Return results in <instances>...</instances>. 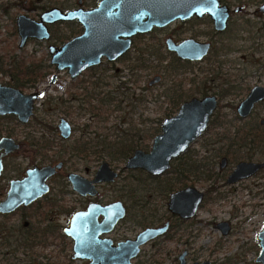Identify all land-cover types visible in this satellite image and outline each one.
I'll return each instance as SVG.
<instances>
[{
	"label": "flooded vegetation",
	"instance_id": "obj_1",
	"mask_svg": "<svg viewBox=\"0 0 264 264\" xmlns=\"http://www.w3.org/2000/svg\"><path fill=\"white\" fill-rule=\"evenodd\" d=\"M9 1L10 0H7L2 4L3 8H1V12L4 14H8L18 3L17 0H14L13 2ZM218 1L219 6L225 5L228 10L226 26L222 31L215 29L213 19L208 14L202 16L193 15L186 20H175L179 27L172 34L163 38L166 51H168L165 47L166 38H171L175 43H181L186 39H192L209 45L206 54L199 60H189L182 59L175 55V53L168 51V53L173 54L177 61H169L167 64L170 63V65H172V63H176L177 65H184V69L182 68V72H184L191 69L190 66L192 65L222 63L224 60L221 58L226 57L228 54L229 43L232 40H239L242 44L246 43L244 47L248 49L247 51L251 49L254 54L259 51L260 45L258 46V43L264 39V21L261 22L259 28L255 29L253 34L249 33L247 29L243 27L230 36L228 33L230 26L235 19L234 15L244 12V7L242 4L232 7L229 5L230 3L225 0ZM263 4L264 2L260 3L257 10L254 11L255 14L264 15V12L260 9V6ZM17 16L14 20L16 32ZM66 22L72 21H62L48 25L50 36L52 37L51 30L54 29L57 24H63ZM79 26L82 31L80 24ZM163 28H153L151 31H154L155 29L162 30ZM144 34L145 33L134 35L131 40V46L134 44L135 41L133 40L135 38L141 37ZM65 42H62L60 45H55L50 42L47 47L49 48L50 45L59 47ZM129 49L114 61H110L103 56L99 64L83 69L75 77L70 76L68 68L62 70L65 71L68 76V82L65 83V86H78L77 88L82 91V93L76 95L69 93V97L64 100V105H62V112L67 114L70 113L71 109L81 107L80 105H82V103L88 104L93 110L91 111L93 112L91 120L92 122L97 123L96 125L99 130L97 131V127L94 130H88L90 124H85L83 129L81 128V133L74 140H72L74 133L73 125L67 120V118L57 116V114H60L61 112L60 107L55 106V108L53 107L52 109L49 106H44L41 109L37 108L36 100L39 98L42 91L35 87L39 80L42 81L45 79V68L40 70L39 66H34L32 69H34L35 72H32L31 75H24L20 81L17 79V85L21 84L22 87H16V84L11 81L12 79H10L9 76L6 82L0 80L1 84L16 88L25 94L33 92L38 93V97L34 100L31 115L26 122L20 121L17 116L12 114L0 116V139L2 137H10L18 145L17 149L6 154L4 153V148L0 149V203L8 197V192L10 191L13 182L18 184L15 198L19 200L18 205L12 211L0 212V257L4 256V260L5 255L12 254L11 252L13 251L14 256L15 254L20 256V258H18L20 264H70L72 260H77L79 264H90L92 261L91 259H75L72 257L73 240L66 232V229L70 227L71 216L78 211L84 214L80 225L81 235L83 236L82 244L87 250H89V253L98 254L100 257L107 255L109 251L113 247H117L119 243L135 238V236L143 229L149 227H161L167 224V229L163 234L147 241L139 247V252L131 259V264H138L134 261L140 257L143 246L147 244H155L160 240H171L172 238L181 241L178 226L191 221L195 217L185 220L172 214L167 208L171 193L187 186H194L193 182L196 179H201V177L206 181L210 180L213 184H216L217 187H219L218 184H220V182L227 187H231L239 183L244 185L246 180L256 177L260 172H264V166H261L254 174L248 177L241 178L233 183H228L227 181L229 175L234 171L239 162L260 163L264 161V119H260L259 121L248 120L252 116L255 106L263 102L264 99L255 103L246 117H240L236 112L238 104L246 98L249 91L254 86L264 87L259 84L253 85L248 90L247 88L240 89L244 91L247 90L246 95L235 106L234 117H237V119H235L237 121L233 122V124L239 122V125L236 128H238L240 136L234 137L231 135L228 136L227 134L223 136L222 144L220 145L222 154L217 157L219 158L217 169L215 168L217 158L213 159V154H210L203 157V159H205L203 164L206 168H192L189 170L190 174H188V176L187 174L183 175L179 171L182 169L181 165L183 163L190 162V166L194 167H196L197 164H202L198 163L196 160L194 161V159H188L186 161L185 154L190 146L177 158L171 160L169 169L159 175H152L140 168H125L127 158L131 156L136 149L122 160H112L107 157L102 158L100 152L102 150L101 144L103 140L99 123L107 122L108 116L117 110L114 108L115 105H112L108 109L110 110L109 114H105V116L102 117L101 115H98L99 111L93 101L96 100L97 97H100L101 93L107 92L115 96L114 100L122 99L126 96L124 95L125 93H123L126 90V92L131 93V96L133 95L138 98L135 102V106L147 102L146 95L141 92H136L134 87L129 86L130 88L125 89V86H128L127 84L132 81V78H127V81L121 82L117 87L115 86L106 89V87L110 85L105 79L112 76L116 77V75H118L119 70L113 68L114 63L117 60L125 58L128 55ZM164 60L165 59H163V61ZM103 63H105L106 69L113 70L112 74L107 77H104L102 72H98L99 67L102 66ZM51 65L55 67L56 71H61L57 70L55 65ZM82 75H86V78L82 79ZM156 75L160 77V81L161 75ZM154 76H152V78ZM152 78L147 82L148 88H151V86L155 84H149V81ZM77 80L79 83L75 84ZM56 81L57 76L53 73L49 79V85L56 83ZM85 82L87 83V86H85ZM190 82H193V78L190 79ZM225 84H227L226 88L222 89L219 95L214 93L208 94L207 91H205L202 92L203 94L201 97H197L194 96L193 93L183 90L181 83L176 85L173 96L166 95L168 96V102L174 107L178 105V108L184 101H188L192 97L202 98L207 95H215L217 98V107L210 117L211 120L215 111L217 112L220 108V95L227 96L232 92H236L235 90L226 91L227 88L230 89L233 88V86L228 81L225 82ZM118 88L122 89L120 92L122 96L120 98L117 97L120 91ZM146 89L147 87L143 86L142 90L145 91ZM236 93L239 94L240 91ZM121 105L123 106V104ZM124 107H128V105ZM222 117L224 118V116ZM6 119H13L15 122L14 130L6 131ZM61 119H64L69 125L70 133L66 138L61 135L59 130ZM142 123H146L145 119H142ZM161 123L162 121L159 122L158 132L155 135L160 132ZM143 125L144 127H141V130H146L150 127V125ZM228 129L229 127H227L226 131L230 133ZM113 131L114 130L109 128L104 135H112L114 134ZM153 137L148 141V145L150 141L152 143ZM148 145L145 148L137 149H142L145 152H148L151 144L149 149H147ZM222 158H225V162L224 166L220 167V161ZM103 162H106L108 167L116 172V176L111 181L96 180L97 172L100 170ZM174 162L179 170H174L175 172H172ZM45 167L49 168L46 169ZM196 172L211 173H208L210 175L202 174L201 177H199L198 174L196 175ZM70 174L80 176L81 184L79 190L74 188L73 183L69 178ZM204 176H208V178L206 179ZM183 180H185V185L181 186L180 183ZM135 182H144V184L142 185V183H140L139 186V184H136ZM147 182H156L159 183L160 186L157 185L154 186L157 189H151L150 184H147ZM174 182L179 183L180 186L176 185L171 188V185ZM156 193L157 196L167 197L165 213L160 212L159 206H157L153 200ZM117 202H120L123 206L124 214L114 222L111 220L117 215V210L112 211V209L104 208ZM151 203L153 206L152 210L149 211L148 206ZM146 211L147 214H144ZM140 217L142 220L138 221ZM135 221H137L136 223L140 228L137 233H134ZM218 223H216V227ZM228 224L230 232L231 226L229 222ZM229 232L227 234H229ZM187 241L188 239L185 241V244H187ZM183 251H186L185 260L187 262L188 251L184 249L180 251L177 257H174L169 264H179V256ZM153 264L162 263L154 260Z\"/></svg>",
	"mask_w": 264,
	"mask_h": 264
},
{
	"label": "rangeland",
	"instance_id": "obj_2",
	"mask_svg": "<svg viewBox=\"0 0 264 264\" xmlns=\"http://www.w3.org/2000/svg\"><path fill=\"white\" fill-rule=\"evenodd\" d=\"M5 1L7 0H0L1 57L6 62L14 60L16 63L25 62V65L31 64L30 68L39 66L40 70L46 69L44 71L45 79L39 80L35 87L42 91L36 100L37 108L41 109L44 106H49L53 109L55 106L60 107L61 112L57 116L67 118L74 127L72 140L81 133V128L83 129L85 124H90L88 130H94L97 127V123L91 120L93 113L91 111L93 110L92 107H89L90 105L82 103L79 108H70V113L66 114L62 112V105H64V100L69 97V93L76 95L82 93V91L77 88L78 86H65V83L68 82V76L65 71H56L55 67L50 64V54L47 47L50 42L60 45L74 35L80 34L81 28L79 24L75 21L68 24H57L51 31L52 33L55 32L57 36H61V40L56 39L53 35L48 42L28 39L23 47L18 46L19 37L14 27V20L18 14H25L31 18L38 19L39 14L46 8L59 7L62 10H68L78 7V0H17L18 3L8 14L1 12V8H3L2 4ZM13 1L10 0L9 2ZM98 1L82 0L81 6L85 9L93 8ZM225 1L230 3L229 5L232 7L240 4L244 7V12L234 15L235 19L230 26L228 35H233L243 27L253 34L255 29L259 28L261 22L264 21V15L254 13L264 0ZM42 5L45 6L43 10L38 7ZM178 27L177 21H173L162 30L155 29L150 33L148 32L149 34L145 33L147 34H144L145 36L135 38L133 40L135 41L134 44L130 46L128 55L114 63L113 68L119 70L118 75L105 79L110 85L106 89L117 87L121 82L132 78L133 82L130 81L127 85L134 87L136 92L145 94L147 102L135 106L134 111L128 119L132 120L133 123H137L136 127L141 128L144 127L143 124L146 126H159V122L164 118L176 113L178 105L174 107L170 104L167 95L173 96L178 83H181L183 90L193 93L194 96L201 97L202 92L205 91L208 94L214 93L219 95L221 90L226 88L227 84L225 82L228 81L233 86V88H230V91H240L239 94L235 92L234 94L225 96L222 100L219 99V107L221 106L220 114L224 116L220 120L225 123L226 127H229L228 130L230 132L226 131L225 135L232 136L234 129L239 125V122L233 124V122L237 121L234 119L235 106L246 95L250 87L255 84L264 86V39L258 43V46L260 45L259 51L255 54L252 53L251 49L247 51L248 49L244 47L246 43L242 44L239 40H232L229 43L228 54L226 57L221 58L224 62L192 65L190 66L191 69L182 72L184 65H177L176 63H172V65L170 63L167 64L169 61L174 62L171 58L173 54L165 50L163 42V38L172 34ZM155 42H159V44L155 45ZM137 55L148 59V63L153 68L132 69L131 71L130 69L134 66V61L132 60ZM157 56L160 58L164 57L165 60L158 61ZM98 72H102L103 76L107 77L112 74L113 70L106 69L105 63H103L99 67ZM53 73L56 74L57 81L49 85V79ZM156 74L161 75V80L152 85L151 88H148V80ZM81 78L85 79L86 75H82ZM192 78L193 82H190ZM0 80L6 82L8 76L0 73ZM77 81L75 84L79 83ZM85 86H87L86 82ZM143 86L147 87L145 91L142 90ZM245 88L247 90H240ZM121 91L122 89L119 91L118 98L122 96ZM128 103L129 101L126 99L123 106H127L126 104ZM125 110H129V108L126 107ZM123 114V112L119 111L112 112L108 116L107 122H100L99 126L102 134L106 133L109 128L113 130L125 127L126 124H120L119 122ZM215 115L216 111L205 133L191 143L185 154L186 159H194L198 163H204L205 159L203 157L213 154L218 144H222V142L216 143V138L217 135H222L225 130L222 127L216 126L218 122L211 123ZM103 116H105V113H102ZM142 119H145L146 123H142ZM260 119H264V101L255 106L252 116L248 120L259 121ZM5 122L7 124L6 131L15 129L13 119H6ZM97 131H99L98 127ZM150 144L151 141L147 149H149ZM218 161L219 158H217L215 163L216 169L218 168ZM173 164L175 165V162ZM140 183L144 184V182L136 184L140 186ZM147 184H150L151 189H157L154 186H160L156 182H147ZM193 185L202 190L205 193V197L195 217L191 221L178 226L181 241L172 238L171 240H160L155 244H147L142 247L140 257L134 262L138 264H153L155 260L160 261L162 264H169L174 257H177L180 251L186 249L188 251L187 263L189 264L202 260H210L212 264H218L226 257L231 258L234 262H238V264H258L254 262V258L260 249L256 241V235L261 230L264 222V172H260L256 177L246 180L244 185L239 183L227 187L220 182L218 184L219 187H217L216 184H213L210 180L206 181L202 177L201 179H196ZM153 200L159 206L160 212L165 213L167 197L157 196L156 193ZM152 206V203L148 206L149 211L152 210ZM144 214H147V211ZM141 220L142 218L140 217L138 221ZM221 221H228L230 223L231 229L229 234L223 235L216 227V223ZM136 222L134 223V233H137L140 229ZM187 239L189 243L187 241V244H185ZM11 253L5 255V260L3 259L4 256L0 257V264H20V260L18 259L20 256L16 254L14 256L13 251ZM70 264H79V262L72 260Z\"/></svg>",
	"mask_w": 264,
	"mask_h": 264
},
{
	"label": "water",
	"instance_id": "obj_3",
	"mask_svg": "<svg viewBox=\"0 0 264 264\" xmlns=\"http://www.w3.org/2000/svg\"><path fill=\"white\" fill-rule=\"evenodd\" d=\"M78 7L62 10L59 7H50L40 13L38 19L25 14L16 18L19 47L24 46L28 39L39 41L50 40L48 25L62 21H75L80 24L82 31L57 47L49 46L51 64L57 70L68 68L71 77H75L83 69L100 63L105 56L114 61L125 53L131 46L132 37L136 34L148 33L153 28H163L175 20H186L193 15L208 14L213 19L214 27L222 31L226 26L228 10L225 5L219 6L218 0H99L95 7L85 9L78 0ZM264 12V4L260 6ZM208 44L186 39L175 43L171 38L165 39V47L182 59L199 60L207 52ZM154 76L149 84L159 81ZM37 92L25 94L20 90L0 83V116L12 114L26 122L31 115ZM264 99V87L254 86L237 106L236 112L240 117H246L255 103ZM217 107L215 95L202 98L192 97L184 101L176 114L162 120L160 132L153 137L150 150L145 152L136 149L127 158L125 168H140L152 175H159L170 167V161L187 150L192 142L199 138L206 130L210 117ZM59 130L63 137L70 133L69 125L61 119ZM18 145L10 137L0 139V149L9 153L17 149ZM225 158L220 161L224 166ZM264 166V161L239 162L231 172L227 181L233 183L241 178L248 177L257 169ZM1 168V165H0ZM48 169L49 167H45ZM51 173V172H49ZM48 173V174H49ZM116 176L106 162L101 164L96 175L97 181H111ZM69 178L76 190L80 189V176L70 174ZM18 184H11L8 197L0 203V212L12 211L19 203L15 198ZM204 193L195 186H187L171 193L167 203L168 210L182 219H191L195 216L203 200ZM117 210V215L111 221H116L124 214L120 202L107 208ZM84 214L75 212L70 219V227L66 232L73 240V258L91 259L90 264H131V259L139 252V247L147 241L163 234L167 224L161 227H149L140 231L135 238L121 242L113 247L107 255L89 253L83 246L81 235V219ZM217 228L223 235L229 232L227 221H221ZM257 241L260 250L254 258L255 263L264 264V223L258 232ZM186 251L179 256V264H187ZM190 264H212L210 260L194 261Z\"/></svg>",
	"mask_w": 264,
	"mask_h": 264
},
{
	"label": "trees",
	"instance_id": "obj_4",
	"mask_svg": "<svg viewBox=\"0 0 264 264\" xmlns=\"http://www.w3.org/2000/svg\"><path fill=\"white\" fill-rule=\"evenodd\" d=\"M40 9H44L45 6H38ZM70 22H66V24H68ZM70 25V24H69ZM15 34V33H14ZM53 36L56 37V39H62L61 36H57V34L55 32L52 33ZM159 42H155L154 44H158ZM151 54V53H150ZM6 57V55H5ZM172 61H177L175 59V57L172 55ZM158 61H163L164 58H160L159 56H157ZM148 59L142 57L141 55H137L132 61H134V66L133 68H131L130 70L132 71V69H145V68H150L152 69L153 67H151L152 65H150V63H148L147 61ZM31 64H26L25 62L22 63H16L14 60H9L6 62V60L4 58L1 57L0 55V73L7 75L10 77V79H12L11 81L16 84V87H22L21 84L17 85V79L20 81V79L22 77H24V75H31L32 72H35L34 69L30 68ZM22 81V80H21ZM130 88L129 86H125V89ZM230 90L229 88H227L226 91ZM125 93L124 95H126L124 98L122 99H115L114 100V95L109 94V92L107 93H101L100 97H97L96 100L93 101L94 105L97 106V110L99 111L98 115L102 116V113L105 114H109L110 110L109 107L112 105H115L114 108L119 111V112H123L124 114L122 115L121 119H120V124H126L125 127H120V128H116L113 129V133L112 135H104L102 134V144H101V155L102 158H109L112 160H122L125 159V157H127L129 154H131V152L137 148H145L148 145V141L158 132V126L155 125H151L149 128H147L146 130L143 129L141 130V128H137L136 127V123H133L132 120H129L128 117L132 114V112L134 111L135 108V102L138 100L137 97L135 96H131V93L123 92ZM229 93V92H227ZM235 92H232L231 94H233ZM130 94V96H129ZM134 94V92H133ZM230 94V95H231ZM223 97H225V95H220V98L222 99ZM128 100L129 103L126 104L129 107V110H125L126 107L122 106L121 104L124 103L125 100ZM115 103V104H114ZM117 105V106H116ZM121 106V107H120ZM221 107V106H220ZM222 115L220 114V108L217 110L215 118L212 119V123L214 122H218L217 123V127H222L223 130H225L223 132L222 135H217L216 138V143L222 142V138L223 136H225V132H226V125L223 121H221L220 119H222ZM234 119H237V117ZM145 130V131H144ZM222 133V132H221ZM220 133V134H221ZM230 136V135H228ZM234 137H238L240 136L239 132H238V128L235 129L233 135ZM222 154L221 150H220V145L218 144L217 149L214 150L213 153V159L219 157ZM188 159H186L187 161ZM195 161V160H194ZM197 161V160H196ZM191 163L190 162H186L183 163L181 165V168L179 170L177 165H173L172 166V172L174 170H179L183 175L188 176V174H190V169L192 168H196V169H202V168H206V166L202 163V164H197L196 167L194 166H190ZM193 165V164H192ZM185 170H184V169ZM175 172V171H174ZM208 173L211 172H196V175L198 174L199 177H201L202 174L204 175H210ZM206 179L208 178V176H204ZM212 177V176H209ZM179 185V183L174 182L171 186V188H173L174 186ZM181 186L185 185V180H183L180 183ZM179 185V186H180ZM178 186V187H179ZM238 264V262H234L232 261L231 258L226 257L223 261L219 262L218 264Z\"/></svg>",
	"mask_w": 264,
	"mask_h": 264
}]
</instances>
